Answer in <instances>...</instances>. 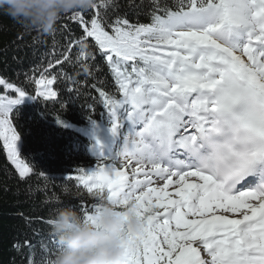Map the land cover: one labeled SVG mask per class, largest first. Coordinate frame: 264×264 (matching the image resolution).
<instances>
[{"label": "snow or ice", "instance_id": "snow-or-ice-1", "mask_svg": "<svg viewBox=\"0 0 264 264\" xmlns=\"http://www.w3.org/2000/svg\"><path fill=\"white\" fill-rule=\"evenodd\" d=\"M152 3L150 23L118 16L111 31L101 10L112 0L90 21L70 17L84 31L71 43L95 41L120 96L101 91L110 126L89 117L97 165L69 179L117 207L135 202L142 230L124 264H264V0ZM54 82L41 74L37 95L56 97ZM0 87L17 93L0 96V138L23 179L32 168L11 114L29 94L3 77ZM77 207L90 219L97 204Z\"/></svg>", "mask_w": 264, "mask_h": 264}, {"label": "trees", "instance_id": "trees-1", "mask_svg": "<svg viewBox=\"0 0 264 264\" xmlns=\"http://www.w3.org/2000/svg\"><path fill=\"white\" fill-rule=\"evenodd\" d=\"M159 3L172 6L174 0ZM153 7L152 0H112L101 10L102 23L108 31L118 16L148 24ZM82 14L90 21L96 13L90 9ZM71 15L62 16L53 33L40 34L26 31L0 14V77L35 97L15 105L11 114L21 139L19 155L32 168L27 177H19L0 139V264H44L57 251L53 244L57 239L46 221L60 207L72 205L81 213L78 204L90 207L96 203V197L69 178L78 175V169L96 167L97 156L90 150L94 141L89 117L102 128L109 127L101 91L116 97L120 93L95 41L86 38L71 43L84 36ZM57 60L63 62L57 65ZM41 74L55 77L52 88L56 97L37 95L35 81ZM4 93L0 87V94Z\"/></svg>", "mask_w": 264, "mask_h": 264}, {"label": "clouds", "instance_id": "clouds-1", "mask_svg": "<svg viewBox=\"0 0 264 264\" xmlns=\"http://www.w3.org/2000/svg\"><path fill=\"white\" fill-rule=\"evenodd\" d=\"M96 3L97 0H0V14L26 31L51 34L62 16L87 12ZM96 204L90 219L72 205L56 210L50 231L60 247L51 264H124L126 252L139 243L142 230L135 202L121 208L97 194Z\"/></svg>", "mask_w": 264, "mask_h": 264}, {"label": "rangeland", "instance_id": "rangeland-1", "mask_svg": "<svg viewBox=\"0 0 264 264\" xmlns=\"http://www.w3.org/2000/svg\"><path fill=\"white\" fill-rule=\"evenodd\" d=\"M28 94V93H27ZM16 95H17V93L14 91V90H12V89H10V90H8L7 92H5L4 94H0V96H6V97H8V98H15L16 97ZM32 96L29 94V95H25L24 97H23V99H22V102L21 103H19V104H22V103H28V102H30V101H32ZM16 105H18V104H16ZM15 106V105H14ZM13 106V107H14ZM127 125V122H125V126ZM124 129V132H126L127 130L125 129V127L123 128ZM18 136H19V134H18ZM21 139H20V136H19V138H18V140H17V151L19 152L20 151V145H21ZM6 149V148H5ZM91 149V148H90ZM91 151H92V149H91ZM6 153H7V156H8V152H7V149H6ZM119 164V163H118ZM29 165V164H28ZM30 166V165H29ZM135 167V162H133V164L130 166V167H128V169H127V171L129 172V173H131V171H132V168H134ZM175 179V178H174ZM158 183H162V181H158Z\"/></svg>", "mask_w": 264, "mask_h": 264}]
</instances>
